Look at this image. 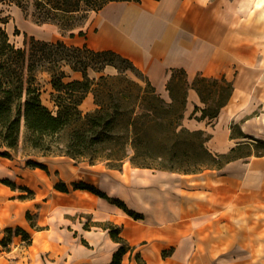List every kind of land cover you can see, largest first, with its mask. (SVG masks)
I'll return each instance as SVG.
<instances>
[{
    "label": "crops",
    "instance_id": "0c3cea01",
    "mask_svg": "<svg viewBox=\"0 0 264 264\" xmlns=\"http://www.w3.org/2000/svg\"><path fill=\"white\" fill-rule=\"evenodd\" d=\"M98 12L97 32L84 44L131 61L165 100L171 101L173 70H183L190 86L198 75L232 82V97L212 122L196 118L201 112L193 115L196 106L205 104L190 87L184 125L208 134L206 147L215 155L234 148L244 154L220 169L194 174L131 163L127 168L128 162L106 173L92 171L81 182L124 202L141 218L73 188L90 198L84 212L94 225L69 230L28 218L29 206L39 199L10 195L3 181L16 172L12 159L1 157L0 192L6 194L0 198V264H110L120 244L108 224L119 227L135 249L122 264H139L136 252L144 264H264V155L252 153V138L259 139L264 130V5L257 8L255 0H142L112 2ZM102 178L109 179L106 186L98 181ZM10 227L26 230L31 242L18 236L17 245L3 246L4 230Z\"/></svg>",
    "mask_w": 264,
    "mask_h": 264
},
{
    "label": "trees",
    "instance_id": "16d2710c",
    "mask_svg": "<svg viewBox=\"0 0 264 264\" xmlns=\"http://www.w3.org/2000/svg\"><path fill=\"white\" fill-rule=\"evenodd\" d=\"M23 1L24 0H0V6L8 2L23 6ZM132 1L141 2L142 0H35V4L36 8L44 13L42 21L48 22L53 20L54 16H58L61 13L72 15L83 11L81 9L82 4L88 7L86 12H98L112 2ZM80 35L83 36L84 32L81 31ZM44 48H49V53L39 55L40 50ZM74 57L76 59H73ZM109 57L129 61L114 51H96L87 44H84L82 47L71 48L63 41L54 43L38 41L34 37H29L28 35H26L25 46L23 48H17L15 44L10 42L8 34L4 30H0V146L14 150L18 145L23 126H25L33 136L38 137L53 136L69 126H74L70 135L68 151L66 152V155L74 159L80 156L86 157L89 154L86 151L87 149H83L84 144L91 143L90 145L92 146H99L102 143H106L107 139L105 135L110 133L111 129H114L113 121L106 118L107 111L97 101L96 104L99 106V109H97L96 112H89L83 115L80 107L91 92L95 94L94 79L90 77L89 70L101 72L105 66H115L112 59H109ZM43 59L49 60L55 68L63 62L69 65L73 72L81 74V78L79 79L66 81V79L71 78V75L61 67L58 69L52 67L46 69L51 75L50 83L57 92L56 96L53 98L56 110L50 109L43 103L41 88L36 84L34 72ZM97 60H104L101 67H96V63H93L94 61L97 62ZM129 62L133 65L131 61ZM172 72V80L168 86L171 101L165 100L147 78L151 88L147 96L151 99L152 105L156 108L157 112L160 110L164 115L163 117L158 116L155 120L151 118L150 122H154L160 127L164 126V130L160 129L157 137L151 138L149 132L152 127L149 126V124L146 126L145 123L139 131L134 132L132 144L134 150H138L139 145L144 143V138L149 137L150 139L146 145L158 144L164 148L168 145L172 148L176 141L181 138L183 139V145H185L183 155L185 156L186 162L184 164L187 166L181 169L139 166L135 165L133 159H130L132 165L142 168L194 174L207 169H220L225 164L241 158L244 153L236 148L227 154L215 155L211 153L206 147V142L210 138L209 135L202 130H190L184 125L188 90L190 87L198 92L202 102L205 104L204 108L196 106L193 115L201 112V116L196 118L201 120L208 119L212 122L218 117L221 109L226 106L232 97L234 89L233 83L224 78H209L198 75L190 86L186 79V73L183 70H173ZM101 79H106V77L101 76ZM219 82L227 85L230 92L225 100L221 101L219 104L215 102L218 104V107L213 109L210 103V100L212 101L211 95L213 91L211 88L213 85H215L214 91L217 93L218 98L220 99L223 97V87L220 86ZM148 110H152V108L150 109L149 107ZM146 114H148V117L150 116L149 113ZM142 116L143 114L137 115L136 117L132 116L131 119H129V128L131 129L134 127ZM160 118L163 119L160 120ZM109 139H112V137H109ZM252 139L255 141L253 144H257L260 141L264 142L260 139ZM32 142L34 146H39V141L37 139L32 138ZM256 155H264V153ZM0 156L11 158V154L8 151H0ZM112 156V154L103 156L109 161L111 168H119L126 162L125 158L127 154H122L118 158H113ZM195 156L197 158L193 160ZM159 157L163 158L162 155ZM112 161L117 162L119 165H112ZM31 164H33L32 166L35 168L40 167L46 171L48 170L44 165L38 163ZM3 183L10 187L16 186V184L10 180H4ZM20 188L32 195L34 194L33 191L27 187L21 186ZM55 188L61 192H69L70 190L69 186L63 181L57 183ZM73 188L88 190L97 196L106 198L117 204L135 219L141 218L140 214L130 210L124 202L108 197L93 185L80 182L74 183ZM21 198L27 197L22 195ZM29 216L31 215L28 213V218H31ZM107 228L110 229L112 238L120 244L110 264H122L124 255L129 251L134 252L135 249L121 237V230L119 227L108 224ZM4 234L5 236L1 240V244L5 247L13 241L14 237L18 236H21L23 240L29 243L31 242L30 234L21 227L6 228ZM135 258L139 264H144V260L141 258L139 252L135 253Z\"/></svg>",
    "mask_w": 264,
    "mask_h": 264
},
{
    "label": "rangeland",
    "instance_id": "374dc122",
    "mask_svg": "<svg viewBox=\"0 0 264 264\" xmlns=\"http://www.w3.org/2000/svg\"><path fill=\"white\" fill-rule=\"evenodd\" d=\"M81 9L83 11L79 13L72 15L61 13L58 16H54L53 20L43 22L42 16L44 13L36 8L35 0H24L23 6L8 2L0 6V30H4L8 34L10 42L15 44L17 48L25 46L26 35L34 37L38 41L52 43L63 41L71 48L82 47L86 43L89 34L91 37L95 36L97 32L96 23L101 14L96 11L86 12L88 7L85 4L81 5ZM81 31L84 32L83 36L80 35ZM49 51V48H44L40 50L39 55L49 53ZM73 59L76 58L74 57ZM109 59H112L115 66H105L101 72L89 70L90 77L94 79L96 96L94 92H91L80 107L83 115L89 112H96L99 109L96 104L97 101L107 111L106 118L113 121L114 129H111L110 133L105 135L106 143H102L99 146H92L90 145L91 143H86L83 149H87L86 151L89 154L86 157L80 156L74 159L66 155L74 126H69L56 135L44 137L33 136L23 126L18 145L14 150L0 146L1 152L8 151L11 154L12 170L16 172V175L9 177L10 181L16 184L15 187L8 186L10 195L16 199H21V196L25 195L27 201L33 198L34 195L35 198L37 196L39 199L38 204L29 206V211L32 213L31 220L35 223H41V225L52 223L60 229L68 230L93 226L92 217L84 212V208L92 204L90 198L86 194L75 193L72 190L73 185L71 186V183H80L86 180L85 177L92 171L104 172L111 166L109 161L103 157L105 155L112 154L113 158H118L122 154H127L125 158L126 162H128L127 168H129L131 163L130 159H133L135 165L139 166L169 169H181L187 166L184 164L186 162L183 155L185 145H183V139L181 138L176 139L177 141L172 148L168 145L164 148L158 144L146 145L150 138L145 137L144 143L139 145L138 150H134L132 144L134 132L139 131L146 123V126L149 124L152 127L149 132L150 137L156 138L160 129L164 130L165 127H160L156 123L150 122V120L151 118L155 120L158 116L163 117L164 115L160 110L158 111L159 113L157 112L152 105L151 99L147 96L151 88L146 75L127 60L112 57H109ZM93 63H96V67H101L104 60H97V62L94 61ZM50 67L54 69L61 67L67 71L71 78L66 79V81L79 79L81 74L73 72L70 66L63 62L55 68L49 60L43 59L40 61L38 68L34 72L36 84L41 88L43 103L50 109L56 110L53 98L57 92L50 83V73L46 71ZM101 76L106 77V79H101ZM219 84L223 87V97L218 98L217 93L214 91L215 85H213L211 88L213 93L212 95L210 94L212 96L210 103L213 109H216L218 104L225 100L230 92L227 85L222 82H219ZM149 107L152 110H148ZM146 113H149L150 116L148 117ZM142 114L141 119L130 129L129 119L132 116L136 117ZM238 133L239 131L236 129L235 134ZM261 133L259 139L264 141V130ZM109 137H112V139H109ZM32 138L39 141L38 147L33 145ZM252 153L263 154L264 142L260 141L255 144ZM160 155L163 158H160ZM196 158V156L193 157V160H196ZM31 163L44 165L48 170L46 171L40 167L35 168ZM92 164H95V167H92ZM111 164L119 165L114 161ZM187 179L193 180L194 178ZM60 181H64L69 185L71 189L70 195L55 190V184ZM98 181L102 182V186H106L109 179L102 178ZM26 183H28V187L35 194L32 195L20 188L22 185H27ZM5 194L0 192V198H3ZM46 200H51V203L54 204L53 212L51 211L50 201L46 203ZM1 203L2 201L0 200ZM28 205H30V202ZM27 225H29V222ZM20 241V238H13L11 245L14 243L17 245Z\"/></svg>",
    "mask_w": 264,
    "mask_h": 264
},
{
    "label": "bare ground",
    "instance_id": "6f19581e",
    "mask_svg": "<svg viewBox=\"0 0 264 264\" xmlns=\"http://www.w3.org/2000/svg\"><path fill=\"white\" fill-rule=\"evenodd\" d=\"M257 4V8H260L262 5H264V0H255Z\"/></svg>",
    "mask_w": 264,
    "mask_h": 264
}]
</instances>
